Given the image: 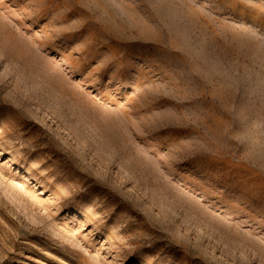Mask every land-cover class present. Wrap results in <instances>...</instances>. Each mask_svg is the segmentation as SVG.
<instances>
[{
    "label": "rangeland",
    "instance_id": "obj_1",
    "mask_svg": "<svg viewBox=\"0 0 264 264\" xmlns=\"http://www.w3.org/2000/svg\"><path fill=\"white\" fill-rule=\"evenodd\" d=\"M264 264V0H0V264Z\"/></svg>",
    "mask_w": 264,
    "mask_h": 264
},
{
    "label": "bare ground",
    "instance_id": "obj_2",
    "mask_svg": "<svg viewBox=\"0 0 264 264\" xmlns=\"http://www.w3.org/2000/svg\"><path fill=\"white\" fill-rule=\"evenodd\" d=\"M14 264V263H13Z\"/></svg>",
    "mask_w": 264,
    "mask_h": 264
}]
</instances>
